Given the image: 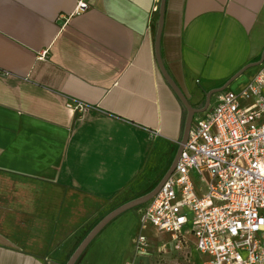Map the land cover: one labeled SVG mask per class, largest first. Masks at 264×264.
<instances>
[{"label":"crops","instance_id":"0c3cea01","mask_svg":"<svg viewBox=\"0 0 264 264\" xmlns=\"http://www.w3.org/2000/svg\"><path fill=\"white\" fill-rule=\"evenodd\" d=\"M75 4L0 0V264H64L105 214L159 183L182 137L155 0H93L68 16ZM262 53L264 0H165L160 56L191 106L242 89ZM141 176L158 181L146 189ZM142 206L76 264H134Z\"/></svg>","mask_w":264,"mask_h":264},{"label":"built area","instance_id":"2783aa9c","mask_svg":"<svg viewBox=\"0 0 264 264\" xmlns=\"http://www.w3.org/2000/svg\"><path fill=\"white\" fill-rule=\"evenodd\" d=\"M92 1L76 0L68 16L87 11ZM202 113L192 120L173 172L141 205L136 256L150 254L143 234L150 225L170 235L159 253L184 252L187 264L188 234L206 256L202 264H264V64L242 89L220 93Z\"/></svg>","mask_w":264,"mask_h":264},{"label":"water","instance_id":"95a60500","mask_svg":"<svg viewBox=\"0 0 264 264\" xmlns=\"http://www.w3.org/2000/svg\"><path fill=\"white\" fill-rule=\"evenodd\" d=\"M164 8H165V0H160V4L158 7V23L156 27V33H155V56L157 60L158 67L166 80V82L171 86V88L174 90L176 95L179 97L183 105L185 106L187 110V116L183 128V133L181 140L179 142L177 151L174 155V158L172 160V163L168 170L166 171L165 175L162 177V179L159 181V183L150 191L147 193L140 195L136 198H133L127 202L122 203L121 205L115 207L111 211H109L107 214H105L89 231L88 233L84 236V238L81 240V242L78 244V246L75 248V250L72 252L70 257L67 259V261L64 264H76L83 252L86 250L88 245L92 242V240L101 232V230L114 218H116L118 215L121 213L131 210L135 207L141 206L145 203H147L159 190L161 185L164 183V181L171 175L173 172L176 162L179 158V155L182 151L183 145L187 140L188 132L192 123V120L194 118V115L197 113H202L204 112L209 105V100L210 96L213 93L222 91L228 84L224 85L223 87L219 89H215L213 91H210L209 93L206 94L205 97V104L201 108H195L191 106L187 100V98L183 95V93L180 91V89L177 87V85L174 83V81L171 79L169 74L167 73L162 60L160 56V35H161V30H162V24H163V14H164ZM264 59V53H262L261 60L259 63H261ZM244 70V69H243Z\"/></svg>","mask_w":264,"mask_h":264},{"label":"rangeland","instance_id":"374dc122","mask_svg":"<svg viewBox=\"0 0 264 264\" xmlns=\"http://www.w3.org/2000/svg\"><path fill=\"white\" fill-rule=\"evenodd\" d=\"M215 97L212 96L211 98V106L213 105ZM151 179V178H149ZM147 178L144 179V176H141L139 183L140 185L144 186L148 184L147 188L156 185L158 179L149 180ZM195 179V178H194ZM144 182V183H143ZM195 183L199 184L198 180L195 179ZM136 187V186H135ZM133 187V188H135ZM140 188V189H143ZM145 190V189H144ZM141 191V190H140ZM131 195H126V198L130 197ZM116 200V199H115ZM124 199H117L113 202L112 205H117L119 202H122ZM191 218V214L189 215ZM191 221H189L185 226L184 230H190ZM143 234H145L149 240L148 251L150 254H142L138 255V257L134 260V264H187L186 258L184 257V252H175L168 249V252L159 253L158 248L162 243L169 245L171 242L170 235L167 233H158L153 226L148 225L144 230ZM138 235V233L136 234ZM188 240H190L193 247H190V263L189 264H202L203 261L206 259V256L200 255V253L194 248V238L191 234L187 235ZM135 246V245H134Z\"/></svg>","mask_w":264,"mask_h":264},{"label":"trees","instance_id":"16d2710c","mask_svg":"<svg viewBox=\"0 0 264 264\" xmlns=\"http://www.w3.org/2000/svg\"><path fill=\"white\" fill-rule=\"evenodd\" d=\"M136 208V207H135Z\"/></svg>","mask_w":264,"mask_h":264}]
</instances>
